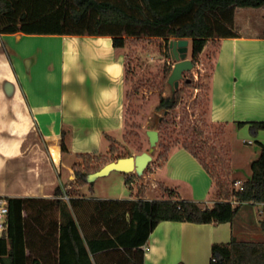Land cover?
<instances>
[{
	"label": "crops",
	"instance_id": "obj_1",
	"mask_svg": "<svg viewBox=\"0 0 264 264\" xmlns=\"http://www.w3.org/2000/svg\"><path fill=\"white\" fill-rule=\"evenodd\" d=\"M239 8L247 10L238 17ZM235 31L238 36L215 40L218 51L205 117L209 123L225 126L216 143L219 150L228 146L231 180L244 182L252 175L251 163L260 152L247 145L253 144L252 139L264 143V129L254 133L248 123L238 125L239 121L264 120V6L237 7ZM139 38L128 37L124 47L116 48L111 35L0 33V195L69 203L61 178L65 166L68 177H73L67 156L105 154L110 137L119 140L125 133L126 47L130 39ZM63 131L67 152L62 151ZM151 180L146 199H168L155 192L163 184L182 199L203 206L213 207L217 200L212 177L181 145L170 148ZM59 184L64 191L60 196L54 193ZM132 186L131 196L125 199L138 198ZM83 188L78 197L86 200L120 199L88 195ZM84 206L79 205L83 222L87 228L94 227L90 215H82ZM248 206L258 207L259 213L263 208L262 203H244L233 221L159 220L143 246L144 264H211L215 242H229L233 236L245 239L242 234L248 232V220L242 219L236 232L235 219L237 215L245 218ZM50 213L47 220H61L57 205ZM263 218L260 214L254 224L264 230Z\"/></svg>",
	"mask_w": 264,
	"mask_h": 264
},
{
	"label": "trees",
	"instance_id": "obj_2",
	"mask_svg": "<svg viewBox=\"0 0 264 264\" xmlns=\"http://www.w3.org/2000/svg\"><path fill=\"white\" fill-rule=\"evenodd\" d=\"M260 6L264 0H0V33L111 35L116 48L124 47L128 37H160L166 41L167 51L171 39L188 38L196 65L208 42L238 36L237 7ZM172 69V65L164 68L167 83ZM194 83L193 76L185 75L183 85L169 96L162 95L158 107L168 112L176 109L185 88ZM246 123L254 133L264 129V120L239 121L238 125ZM62 136V151L67 152L65 131ZM116 141L110 137L108 154H78L83 160L73 164L77 183L92 184L90 173L127 156L119 152ZM258 143L259 155L251 163L252 175L243 182L242 190L233 186L236 180L227 178L231 166L217 148L204 139L181 144L212 177L217 198L213 207L182 199L174 189H168V199H146L143 184L137 199L86 200L79 193H69V203L9 197V231L0 238V264H103L105 259L107 264H144L143 246L159 220L233 221L244 203L264 202V143ZM206 156L213 159V165ZM125 183L132 189L133 175H127ZM63 192L60 184L54 189L56 195ZM232 200L239 203L234 206ZM54 205L61 211V220L46 219ZM79 205L85 207L82 215L89 214L94 227L85 226ZM99 224L104 228L99 229ZM211 264H264V239L233 236L229 242H215Z\"/></svg>",
	"mask_w": 264,
	"mask_h": 264
},
{
	"label": "rangeland",
	"instance_id": "obj_3",
	"mask_svg": "<svg viewBox=\"0 0 264 264\" xmlns=\"http://www.w3.org/2000/svg\"><path fill=\"white\" fill-rule=\"evenodd\" d=\"M241 10L238 9V17ZM218 44L215 41L208 42L199 57L198 64L185 72V75L194 77V86L186 87L182 95L179 106L168 112L160 109L161 96L172 94L171 86L165 82V66H174V60L170 51L166 50V41L160 38L130 39L126 47L127 53V96H126V129L122 138L115 142L119 152L123 155H137L150 148V138L147 131L158 130V140L153 152V160L142 175L133 173L134 187L138 190L140 185L152 186V175L156 173L164 164L166 149L204 139L209 146H214L230 165L228 146H223L224 150H219L217 140L224 131L223 124H212L206 120L205 115L209 109V79L216 61ZM189 58H192V41L189 44ZM185 79V78H184ZM181 80L180 86L183 85ZM202 132L201 135L199 132ZM253 144L247 145L253 149H260V145L255 140ZM244 144V143H243ZM108 154V151L107 153ZM206 155V154H205ZM68 158L71 163L73 177H68L67 166L64 168L62 184L69 194L81 193L83 190L88 195L112 197L125 199L131 196V189L125 183L126 174L117 170L108 175L97 178L92 184L85 185L76 182L73 164L82 161V157L75 156ZM213 165V159L205 157ZM231 166V165H230ZM138 175V176H137ZM231 180L230 176H227ZM155 192L160 197L168 196V189L162 184L157 185ZM158 196V195H156ZM246 217L237 215L235 219V230L240 231L243 221L247 222V233L242 234L244 240L264 239V230L258 223L255 226L254 220L259 221L260 213L258 207H245Z\"/></svg>",
	"mask_w": 264,
	"mask_h": 264
},
{
	"label": "water",
	"instance_id": "obj_4",
	"mask_svg": "<svg viewBox=\"0 0 264 264\" xmlns=\"http://www.w3.org/2000/svg\"><path fill=\"white\" fill-rule=\"evenodd\" d=\"M190 39L180 38L169 41L170 55L175 61L172 72L168 78L173 93L180 87V82L185 78V72L195 67L192 58H189ZM150 138V148L140 154L121 157L104 165L99 170L90 173L88 180L95 181L101 176L108 175L110 172L117 170L125 174L136 173L142 175L146 168L153 160V152L158 140V130L147 131Z\"/></svg>",
	"mask_w": 264,
	"mask_h": 264
},
{
	"label": "built area",
	"instance_id": "obj_5",
	"mask_svg": "<svg viewBox=\"0 0 264 264\" xmlns=\"http://www.w3.org/2000/svg\"><path fill=\"white\" fill-rule=\"evenodd\" d=\"M233 186L237 190L243 189V182L235 181ZM65 198L69 199L67 191L65 190ZM232 203H239L237 200H232ZM263 205V208L260 210V214L264 216V202H260ZM8 214H9V200L7 197L0 195V238L8 236L9 231V222H8ZM264 222V218H263Z\"/></svg>",
	"mask_w": 264,
	"mask_h": 264
}]
</instances>
